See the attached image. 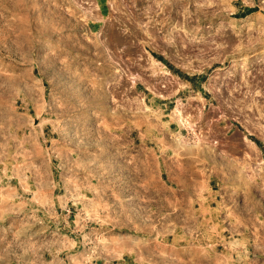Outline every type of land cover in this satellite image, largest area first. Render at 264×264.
<instances>
[{"label": "rangeland", "instance_id": "374dc122", "mask_svg": "<svg viewBox=\"0 0 264 264\" xmlns=\"http://www.w3.org/2000/svg\"><path fill=\"white\" fill-rule=\"evenodd\" d=\"M171 1L0 0V264H264V0Z\"/></svg>", "mask_w": 264, "mask_h": 264}, {"label": "bare ground", "instance_id": "6f19581e", "mask_svg": "<svg viewBox=\"0 0 264 264\" xmlns=\"http://www.w3.org/2000/svg\"><path fill=\"white\" fill-rule=\"evenodd\" d=\"M185 0H174V1H171L172 3L171 4H166V6L163 8L162 10V13L164 12L165 14H168L170 15L171 13H173L174 11H176V8L177 7H185L183 5ZM187 1V0H186ZM188 2V1H187ZM186 4V3H185ZM178 8V10H179ZM182 9V8H181ZM163 15V14H162ZM160 16V15H159ZM166 16V15H165ZM162 17V16H161Z\"/></svg>", "mask_w": 264, "mask_h": 264}]
</instances>
